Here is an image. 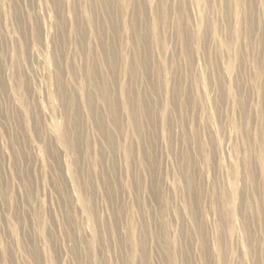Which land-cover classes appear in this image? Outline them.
<instances>
[{
	"label": "rangeland",
	"instance_id": "rangeland-1",
	"mask_svg": "<svg viewBox=\"0 0 264 264\" xmlns=\"http://www.w3.org/2000/svg\"><path fill=\"white\" fill-rule=\"evenodd\" d=\"M0 264H264V0H0Z\"/></svg>",
	"mask_w": 264,
	"mask_h": 264
}]
</instances>
